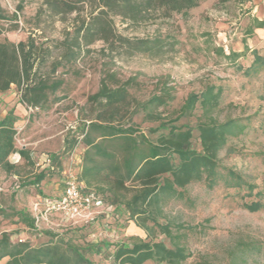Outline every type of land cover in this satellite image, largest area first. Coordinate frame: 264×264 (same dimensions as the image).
Listing matches in <instances>:
<instances>
[{
  "label": "rangeland",
  "instance_id": "rangeland-1",
  "mask_svg": "<svg viewBox=\"0 0 264 264\" xmlns=\"http://www.w3.org/2000/svg\"><path fill=\"white\" fill-rule=\"evenodd\" d=\"M0 5L8 19L3 24L8 31L0 42L20 43L32 37L40 48L52 49V57L41 68L45 75L62 55L63 50L55 45L68 32L73 33L80 21H88L92 12L87 7L80 15L62 21L48 12L42 0H0ZM255 20L264 21V0H201L187 18L173 15L141 26L115 18L121 35L155 40L161 50L112 54L104 43L97 42L52 76L64 81L56 97L65 99L45 109L21 104V91L15 86L0 93V121L9 115L16 118V149L29 156L28 160L12 155L13 172L0 169V236L9 233L14 244L29 242L34 248L71 245L92 264H113L118 247L139 242L184 249L188 259L183 264H264V66L246 72L253 65V52L264 57V29L248 35ZM233 54L244 56L235 58ZM108 74L130 81L129 93L140 103L162 93L171 97L154 121L141 111L131 123L125 122L137 137L143 135L153 144L175 127L192 130L191 149L202 152L199 124L233 121L239 125L219 155L213 183L203 181L176 189L163 199L157 221L169 228L171 238L152 222L146 230L138 227L139 218L132 219L127 205L138 190L114 188L110 165L122 161L119 146L100 142V134L92 133L103 148L117 152L116 162L88 150L82 142L90 121L98 115V107L88 99L99 91ZM208 90L221 93L216 109L206 111L198 103L191 116L183 114L190 97L201 98ZM75 139L80 141L77 148L71 155H63L67 142ZM55 155L61 156L60 169L53 166ZM94 165L97 174L87 177L91 183L87 185L82 171ZM69 172L77 175L85 195L103 200L102 209L78 218L47 212L45 202L63 195ZM40 175L45 176L41 182ZM126 187L132 186L127 183ZM20 212L35 219L36 230L19 222Z\"/></svg>",
  "mask_w": 264,
  "mask_h": 264
},
{
  "label": "trees",
  "instance_id": "trees-1",
  "mask_svg": "<svg viewBox=\"0 0 264 264\" xmlns=\"http://www.w3.org/2000/svg\"><path fill=\"white\" fill-rule=\"evenodd\" d=\"M48 12L65 21L69 15H80L85 8L92 10L88 21H80L74 32L67 33L64 41L55 45L57 50H63L51 65L50 74H42L52 49L40 48L30 37L26 42H0V93H7L13 86L21 91L20 102L32 109H45L53 103H59L65 97H56L64 81L52 79L64 64H73L77 61L84 49L97 42L104 43L110 53L123 50L126 54L136 53L153 54L161 50L155 40L131 39L121 35L115 26V18L133 26H141L159 19H169L173 15L184 18L198 8L201 0H42ZM224 1V0H222ZM80 19V18H79ZM7 17L0 5V37L8 31L5 25ZM81 20V19H80ZM255 29H264V21H254V27L248 31L252 36ZM248 50V49H247ZM253 65L246 72H257L264 66V57L253 52ZM235 58L244 55L233 54ZM130 81L122 82L115 75L108 74L101 81L100 89L89 97L88 103L98 107V115L90 121L88 130L82 135L83 144L95 154L117 162V152L106 150L92 133H99L100 142L110 141V145L119 146L123 152L120 164L110 165V174L113 175L114 188L118 191L138 190L128 209L132 219H136L139 228L146 229L147 223L158 226L162 233L171 238L167 226L158 224L161 214V203L166 196L176 193V189L184 190L188 186L203 181L213 183L220 153L224 150L228 140L239 130L236 122L225 124H199V140L202 152L191 149L193 140L192 130L179 131L175 127L167 135H161L153 144L148 138L131 129L133 117L144 112L150 121L155 120L160 108L171 101L169 94L155 95L144 103L138 102L129 93ZM55 99L52 101L51 97ZM221 93L207 91L201 98L194 96L182 108L183 114L191 116L198 103L206 111H212L219 106ZM128 121L127 124L125 122ZM16 118L9 115L0 121V169L13 172L15 167L9 158L16 153L15 129ZM129 126V127H127ZM80 141H68L63 155H71ZM111 148V146H110ZM113 149V147H112ZM21 157L28 159L25 151L19 152ZM86 154L89 155L88 151ZM29 160V159H28ZM92 162V161H91ZM53 166L61 168V156L52 157ZM100 170V169H99ZM97 174L96 166L84 168L81 178L90 185L87 177ZM45 178L40 175L38 181ZM162 181V183H161ZM80 182V181H79ZM131 184V189L126 184ZM255 206V205H254ZM3 214V212H2ZM19 222L30 230H36V221L27 214L18 213ZM147 230V229H146ZM188 259L184 249L167 248L163 243L139 242L132 247L120 246L113 256V264H183ZM5 264H92L82 253L71 245H45L34 248L29 242L14 244L9 233L0 236V263Z\"/></svg>",
  "mask_w": 264,
  "mask_h": 264
},
{
  "label": "built area",
  "instance_id": "built-area-1",
  "mask_svg": "<svg viewBox=\"0 0 264 264\" xmlns=\"http://www.w3.org/2000/svg\"><path fill=\"white\" fill-rule=\"evenodd\" d=\"M45 206L47 212L59 213L67 218H78L102 209L103 200L94 195H85L77 175L69 172L63 195L57 200L46 201Z\"/></svg>",
  "mask_w": 264,
  "mask_h": 264
},
{
  "label": "crops",
  "instance_id": "crops-1",
  "mask_svg": "<svg viewBox=\"0 0 264 264\" xmlns=\"http://www.w3.org/2000/svg\"><path fill=\"white\" fill-rule=\"evenodd\" d=\"M17 150V149H16ZM24 151V150H23ZM16 155H18L19 153H18V151H16V153H15ZM14 155V154H13ZM19 156H20V154H19ZM21 157V156H20ZM11 158V157H10ZM10 158H9V161H10Z\"/></svg>",
  "mask_w": 264,
  "mask_h": 264
}]
</instances>
